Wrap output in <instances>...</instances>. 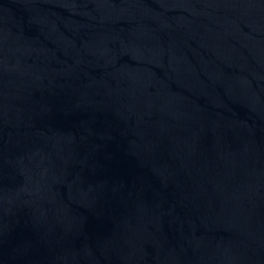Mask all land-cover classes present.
Listing matches in <instances>:
<instances>
[{"label": "water", "instance_id": "1", "mask_svg": "<svg viewBox=\"0 0 264 264\" xmlns=\"http://www.w3.org/2000/svg\"><path fill=\"white\" fill-rule=\"evenodd\" d=\"M0 264H264V0H0Z\"/></svg>", "mask_w": 264, "mask_h": 264}]
</instances>
